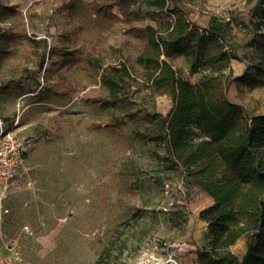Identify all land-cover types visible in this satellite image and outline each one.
Returning <instances> with one entry per match:
<instances>
[{
    "label": "rangeland",
    "instance_id": "1",
    "mask_svg": "<svg viewBox=\"0 0 264 264\" xmlns=\"http://www.w3.org/2000/svg\"><path fill=\"white\" fill-rule=\"evenodd\" d=\"M263 1H178L201 26L212 14L232 20L238 58L227 93L250 115L264 113V77L256 74L264 53V26H256ZM141 2L0 0V28L21 35L0 61V118L24 146L27 169L0 199V264H139L151 255L165 264L171 256L199 264L192 254L208 234L200 213L212 200L158 160L155 153L166 148L140 138L146 123L130 116L142 117L146 107L168 115L173 100L159 95L154 105L139 100L103 108L100 71L85 60L93 45L116 47L145 78L132 28L152 21L122 10ZM99 5H114L116 17L99 15ZM31 38L46 44L36 47ZM171 61L198 82L202 73L191 71L183 57ZM190 137L204 135L195 128ZM246 250L244 239L233 247L239 256Z\"/></svg>",
    "mask_w": 264,
    "mask_h": 264
},
{
    "label": "trees",
    "instance_id": "2",
    "mask_svg": "<svg viewBox=\"0 0 264 264\" xmlns=\"http://www.w3.org/2000/svg\"><path fill=\"white\" fill-rule=\"evenodd\" d=\"M178 1L142 0L136 9H122L127 17L133 14L152 21L132 28L140 45L137 62L145 68V78L132 72L121 49L91 47L85 60L100 71L104 95L99 103L103 108H127L139 100L154 105L159 95L171 97L174 106L168 115L146 107L142 117L138 112L130 116L146 123L138 132L140 138L166 148L164 154L155 153L158 160L180 171L213 199L200 213L208 234L198 249L199 264H264V113L250 115L228 97L232 62L238 58L232 20L212 14L201 26ZM113 7L99 5L96 12L114 18ZM256 26H264V12ZM20 36L0 28V61ZM30 40L36 47L46 44ZM47 53L44 50L40 68ZM110 53L114 60L108 57ZM173 57H183L191 71L202 73L197 83L177 71ZM256 74L264 77V53ZM195 128L204 135L202 139L190 137ZM243 239L247 250L239 256L233 247Z\"/></svg>",
    "mask_w": 264,
    "mask_h": 264
},
{
    "label": "built area",
    "instance_id": "3",
    "mask_svg": "<svg viewBox=\"0 0 264 264\" xmlns=\"http://www.w3.org/2000/svg\"><path fill=\"white\" fill-rule=\"evenodd\" d=\"M25 148L13 129L0 118V199L10 185L27 175L24 163ZM170 264H181L174 256L167 260ZM139 264H165L159 256L144 257Z\"/></svg>",
    "mask_w": 264,
    "mask_h": 264
},
{
    "label": "crops",
    "instance_id": "4",
    "mask_svg": "<svg viewBox=\"0 0 264 264\" xmlns=\"http://www.w3.org/2000/svg\"><path fill=\"white\" fill-rule=\"evenodd\" d=\"M210 198H211V197H210ZM211 200H212V202H213V199H212V198H211ZM212 202H211V204H212ZM211 204H210V205H211ZM205 208H206V207H205ZM207 226H208V224H207ZM192 255H193L194 258L197 259V258H198V251H197V252H194Z\"/></svg>",
    "mask_w": 264,
    "mask_h": 264
}]
</instances>
